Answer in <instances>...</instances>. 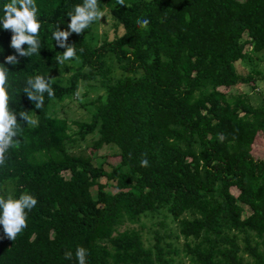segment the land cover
<instances>
[{"label": "trees", "instance_id": "16d2710c", "mask_svg": "<svg viewBox=\"0 0 264 264\" xmlns=\"http://www.w3.org/2000/svg\"><path fill=\"white\" fill-rule=\"evenodd\" d=\"M10 2L0 0V17ZM35 3L40 53L5 67L10 107L38 124L22 122L21 142L0 166V195L27 192L38 203L14 241L0 225V264H78V247L87 264H264V158L252 154L264 134V94L259 71L255 78L236 69L250 58L246 47L251 56L264 51V0H115L109 13L121 33L97 46L85 40L95 22L72 34L70 66L57 63L65 49L52 32L66 30V13L83 0ZM144 18L147 28L136 23ZM11 35L0 27V64L15 54ZM55 70H75L67 87L51 79ZM37 74L55 91L39 109L23 93ZM99 78L108 81L103 102L89 104L91 121L76 123L74 137L54 104L76 95L80 79ZM95 132L93 149L119 157L110 170L72 152ZM157 217L145 244L143 219ZM167 218L176 232L164 230Z\"/></svg>", "mask_w": 264, "mask_h": 264}, {"label": "clouds", "instance_id": "9594fccd", "mask_svg": "<svg viewBox=\"0 0 264 264\" xmlns=\"http://www.w3.org/2000/svg\"><path fill=\"white\" fill-rule=\"evenodd\" d=\"M118 4L126 7L124 0H118ZM3 13L0 17V27L11 32L10 47L15 54L6 56L4 63L0 64V166L5 165L6 153L9 149L16 148L20 144L19 132L22 122L26 121L28 126L38 124L35 118L29 116L28 111L17 112L10 107V93L7 87L9 70L5 65L15 66L19 63L18 57L28 58L40 53L41 41L38 37L42 27V22L37 18L38 7L35 0H11L10 3L4 4ZM66 15L70 20L66 30L62 31L60 25H56L55 31L52 32V39L57 46L65 49L63 54L56 58L58 64L76 58L77 49L75 45L68 43L69 37L72 34H82L94 22H100L106 17V12L104 8L102 9L100 0H83L82 4L75 5ZM136 23L141 28H147L150 21L144 18L137 20ZM25 45H27L26 49ZM49 80L48 77L37 74L25 81L23 93L34 103L36 109L43 106L45 93L49 98H55V91ZM129 157L131 158V154ZM148 166V159H141L140 167ZM37 203L38 200L27 192L22 193L18 199L11 194L0 195V225L3 226L6 238L14 241L27 227V215ZM72 256L71 251L64 254L66 260H71ZM87 256L88 252L85 248L76 249L75 257L78 264H87Z\"/></svg>", "mask_w": 264, "mask_h": 264}, {"label": "rangeland", "instance_id": "374dc122", "mask_svg": "<svg viewBox=\"0 0 264 264\" xmlns=\"http://www.w3.org/2000/svg\"><path fill=\"white\" fill-rule=\"evenodd\" d=\"M115 0H107L101 6L102 9H105L106 17H103L100 22H95L92 26L91 32L89 35L85 36V40L87 43H90L92 46H97L104 39H113L116 35L121 33L120 29H116L114 26V21L109 13V5ZM246 56H250V58H246L243 61L236 63V69L239 73L244 75H251L252 77L257 78L255 72L259 71V80H256V85L258 87L257 90L264 94V51L259 52L255 55L251 56L250 48L246 47L245 49ZM67 66L73 65L71 61H65ZM77 65H74L76 67ZM107 66L114 67V61L107 59ZM75 73V70L70 72H60V70H55L51 74V79L58 81L63 87H67L69 85L70 79L72 75ZM113 75L118 77L120 75V71L116 70ZM109 81H111L109 79ZM102 83H108L104 78H99L97 81L86 82L83 80H79V87L77 92L79 95H69L62 102H55L54 109L58 116L63 119H66L71 128L70 133L74 134L76 137L77 125L76 123H89L92 118V113L94 111L93 106H90V103H98V100L102 103L105 95V87L101 85ZM248 86L241 85L238 86V91L246 92L248 91ZM256 90V91H257ZM98 138V134L92 133L85 137L84 140H81L78 144L72 148V152L74 154L86 155L89 156L93 163L96 165L101 164L105 170H110L111 167L115 166L119 161V157L115 156V149H108L107 147H103L100 150H94L92 147L93 140ZM252 154L256 157L264 158V134L259 132L255 138V145L252 148ZM101 183H106L104 178L100 179ZM106 190L109 192H115L114 188L106 187ZM97 189L96 187L92 188V195L96 197ZM162 217H157L153 220L143 219V223L145 224V228L142 230V236L145 240V244L147 243L146 237L150 236L148 230L159 229L160 226L158 222L162 220ZM167 223V228L165 231H173L176 232V224L167 218L165 220ZM139 229L140 226H137ZM125 227H122L121 230H124ZM185 263L186 259H184Z\"/></svg>", "mask_w": 264, "mask_h": 264}]
</instances>
